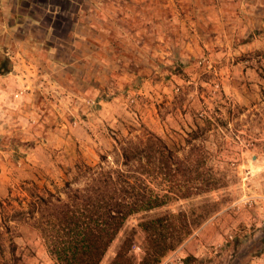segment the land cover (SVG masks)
<instances>
[{
  "label": "rangeland",
  "instance_id": "374dc122",
  "mask_svg": "<svg viewBox=\"0 0 264 264\" xmlns=\"http://www.w3.org/2000/svg\"><path fill=\"white\" fill-rule=\"evenodd\" d=\"M25 1L26 13L40 19L38 26L22 19V28L5 27L4 33L0 25V201L23 181L60 188L76 163L95 166L100 155L112 162L117 142L147 130L190 168L185 178L178 177L182 184L212 183L215 189L168 199L162 207L130 216L100 264L112 263L128 235L134 238L129 256L139 261L147 247L139 224L179 213L192 232L159 264H250L264 252V30L218 33V22L211 27L200 23L188 46L181 40L190 35L172 21L145 43L163 40L165 58L147 62L140 51L126 48L142 35L132 34L137 22L122 0L118 9L110 0L83 5L85 23L103 31L88 32V43L75 40L74 49L63 43L71 44L76 19L67 13L79 9V0L70 5ZM252 3L264 7V0ZM53 8L58 16L50 21ZM48 24L55 28L54 38L39 28ZM114 26L122 36L112 33ZM39 40L59 44L41 58L33 45ZM112 43H118L117 50L109 47ZM53 52L74 64L71 76L58 72L56 81L38 80L35 73L53 72L43 64ZM12 72L25 76L16 80ZM117 95L122 112L111 103ZM148 180L154 191L165 194L155 186L160 180ZM172 185L164 183L162 189L174 191ZM8 226L5 234L0 219V264H57L37 231L27 224Z\"/></svg>",
  "mask_w": 264,
  "mask_h": 264
},
{
  "label": "trees",
  "instance_id": "16d2710c",
  "mask_svg": "<svg viewBox=\"0 0 264 264\" xmlns=\"http://www.w3.org/2000/svg\"><path fill=\"white\" fill-rule=\"evenodd\" d=\"M23 3L26 1L17 3L18 12L32 19ZM112 154V162H108V155H100L95 166L76 163L67 171L60 188L23 181L15 191L10 189L8 197L0 201L5 234L10 232L9 223L27 224L41 235L57 264H100L130 216L162 207L168 199H188L200 190L205 193L215 189L212 183L182 184L178 177L185 178L190 168L161 138L147 130L136 139L117 142ZM148 179L160 180L155 186L165 194L154 191ZM164 183L173 184L170 188L175 190L162 189ZM185 222L186 217L180 213L142 221L139 227L147 247L140 260L133 261L129 256L134 238L128 235L111 264H159L167 252L191 234Z\"/></svg>",
  "mask_w": 264,
  "mask_h": 264
},
{
  "label": "crops",
  "instance_id": "0c3cea01",
  "mask_svg": "<svg viewBox=\"0 0 264 264\" xmlns=\"http://www.w3.org/2000/svg\"><path fill=\"white\" fill-rule=\"evenodd\" d=\"M75 1L76 0H49V2L54 3V5L63 2H65L67 5H70ZM106 1L108 2V0H79V9L73 14L67 13V17L72 16L73 19L76 20L72 30L70 31L71 33L69 32L72 37V41L70 42L71 44L63 43L64 45L68 44L69 47L66 46V48L74 49L75 46H77L76 41L79 42L82 40L85 43H88L85 38V35L88 32H94L98 35L99 31L100 33L101 31H103V29L99 26L89 25L85 23L87 15L86 11L84 10L86 9H82V7L84 4H87V2L105 3ZM110 1L115 3L114 5L116 7L114 9H118V3L121 0ZM18 2L19 0H0V18H2V22L0 20V25L2 26V30L4 33L7 31V29L10 31L16 26L17 30L22 28V19H27L35 26H38V23H40V19L38 17H33L32 19H30L21 15L20 12H18L16 6ZM121 2L127 3L128 12L137 22L136 24L134 22L132 24V34L142 35V40H139L138 43H134L133 45L128 44L126 48L140 51L142 53V58L147 62H149L150 59L165 58L163 54L164 51H166L165 47L167 45L165 46V43L161 44L163 40H160L161 42L159 43H156V41L149 44L145 43L150 42L149 39L153 38L155 34L164 32V27L168 26V24H170L172 21H175L179 24L184 34L190 35V38L188 40H181L182 44L188 46H191V41H193V37L197 35L198 30L200 26H202V24L211 27L214 26V23L218 22L216 25V27H218V30L214 31L218 33H222L223 29H234V31H236V28L238 32H242L245 34L252 32L254 28L264 30V7H260L256 3L253 4L252 0H122ZM94 7L96 8V5ZM54 10L55 9L53 8L52 12H50V21L54 19V16H58L57 13L55 15ZM93 10H91L90 12H93ZM90 12L88 11V13ZM95 12L97 13L96 10ZM112 12L114 14H118L119 11L112 10ZM168 14H172L173 17H169ZM13 15L15 18L20 20L15 21L14 18H12ZM95 19H97V15L95 16ZM39 28H42L45 36H51L52 38H54V26L48 24L46 27L39 26ZM112 30L113 34L115 32H117L121 36L123 34L122 31H119L118 27L115 28L114 26V29ZM131 31H129V33H131ZM76 34H78L79 36H76ZM76 37L79 38L76 39ZM22 42V40H19L18 43L21 44ZM58 44L59 42H57L56 44L48 43V46H46L44 42L39 40L33 45L36 46L38 52L40 51V53H43V56L39 54V57L44 58L45 53L47 51L49 53L50 51L54 50L55 46H58ZM98 44H100L99 48H102L104 45L103 42H100ZM108 45L112 50H117L119 46L118 43H116L115 46L113 45V43ZM45 62V65H47L49 69L50 67L53 68L51 69L53 70V72H51V74H47L48 72H46V74H44V72L35 73L34 76L38 80L41 77L45 76L50 81H56L59 79V75L57 76L53 74H58V72H62L63 75L65 74V77L71 76V67L74 66V64L72 65L71 63H65L64 61L59 60L55 56L54 52L52 54L50 53L49 57H47L46 61H44L43 64ZM14 64L17 65L18 63L14 61ZM12 75H15L14 77L16 78V80L20 81L22 80V77L25 76L24 73L18 72L14 74L12 72ZM120 97L121 95H117L112 97L111 100V103L117 108L118 112L123 111L120 107L121 105L119 103H115V101L119 102ZM194 256L197 257L198 253H196ZM250 264H264V252L260 253L258 256L253 257V259L250 261Z\"/></svg>",
  "mask_w": 264,
  "mask_h": 264
},
{
  "label": "built area",
  "instance_id": "2783aa9c",
  "mask_svg": "<svg viewBox=\"0 0 264 264\" xmlns=\"http://www.w3.org/2000/svg\"><path fill=\"white\" fill-rule=\"evenodd\" d=\"M216 87H217V85H216ZM133 96H135V94ZM129 102H130V104H135L136 103V100H135V98L130 97L129 98Z\"/></svg>",
  "mask_w": 264,
  "mask_h": 264
}]
</instances>
